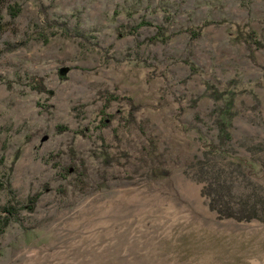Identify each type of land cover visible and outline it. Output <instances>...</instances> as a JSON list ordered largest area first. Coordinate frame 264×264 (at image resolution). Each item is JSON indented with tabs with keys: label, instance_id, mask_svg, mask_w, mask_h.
Wrapping results in <instances>:
<instances>
[{
	"label": "rangeland",
	"instance_id": "1",
	"mask_svg": "<svg viewBox=\"0 0 264 264\" xmlns=\"http://www.w3.org/2000/svg\"><path fill=\"white\" fill-rule=\"evenodd\" d=\"M251 36L264 47V0H0V204L41 193L0 264H264V206L221 217L202 194L219 179L231 208L264 201Z\"/></svg>",
	"mask_w": 264,
	"mask_h": 264
},
{
	"label": "trees",
	"instance_id": "2",
	"mask_svg": "<svg viewBox=\"0 0 264 264\" xmlns=\"http://www.w3.org/2000/svg\"><path fill=\"white\" fill-rule=\"evenodd\" d=\"M13 8H9L8 9V15L11 18H14L17 13L19 12L18 8H15L12 10ZM167 21V19H166ZM170 21V19L168 20V22ZM140 26H148V23L146 22H139L138 25L129 27L127 30V34H134L136 32V30L140 27ZM166 32V30L163 29V27H157L156 28V33L155 36L153 38H151L149 41L150 42H165L167 40V37L164 36V33ZM40 41H42L44 44L48 41V37L47 36H40ZM50 37H52V35H50ZM193 39L197 38L198 35L197 34H192L191 36ZM250 38H252V41L249 42L250 46L255 47V49H263L264 47L260 46V44L254 40V37L251 36ZM115 97H110L109 98V103L112 102L114 100ZM102 116V118H100L99 122V128L103 129L107 126L106 122L111 118L110 115H106V114H100ZM216 128V133H217V141H218V145L221 147H224L231 139L230 134L226 128L225 123L221 122L220 120H218L216 122L215 125ZM210 153L211 151L213 152V154H216L219 152V149L217 146H211L210 145ZM56 166H59L57 164H55ZM69 168L67 167L66 169L64 168H60L59 169V177L62 180H65V177H67L70 173L74 174L75 176L82 177L81 173H84V169H82V171L77 170L75 167L71 168L70 170H68ZM211 184H213V186H211ZM208 184V190L207 188L204 190V192H202V194L205 196H207L206 198H208V208L212 211H215L218 215H220L221 217H234L237 220H250L252 218H254V210H255V206H257V204L264 206V201L259 202V198H257V202H253V204H249L248 205H243V204H238L237 207L231 208L229 205V195H230V187L226 186L225 181H219V179H214V181ZM72 185H74V187L76 189H80L85 187V182L82 180L80 181L79 179H76V183H72ZM9 184L6 183L5 187H3V185H0V188H8ZM78 189V190H79ZM207 190V192L205 193V191ZM41 195V193H35L31 196L26 197L24 203H19L17 200L14 199L13 196H11L9 199H6V201L2 204H0V238L2 237V235L5 233L6 229L13 223H16L18 221V217L21 211H23V209L25 207H29V206H33L35 205V203L37 202L39 196ZM64 196V194L62 195Z\"/></svg>",
	"mask_w": 264,
	"mask_h": 264
}]
</instances>
